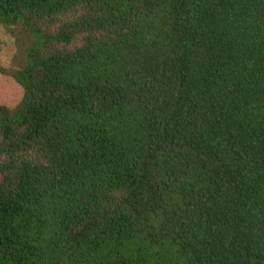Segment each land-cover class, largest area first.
<instances>
[{
	"label": "trees",
	"instance_id": "trees-1",
	"mask_svg": "<svg viewBox=\"0 0 264 264\" xmlns=\"http://www.w3.org/2000/svg\"><path fill=\"white\" fill-rule=\"evenodd\" d=\"M0 264H264V0H0Z\"/></svg>",
	"mask_w": 264,
	"mask_h": 264
},
{
	"label": "rangeland",
	"instance_id": "rangeland-1",
	"mask_svg": "<svg viewBox=\"0 0 264 264\" xmlns=\"http://www.w3.org/2000/svg\"><path fill=\"white\" fill-rule=\"evenodd\" d=\"M15 53L14 40L0 26V68L9 67Z\"/></svg>",
	"mask_w": 264,
	"mask_h": 264
}]
</instances>
